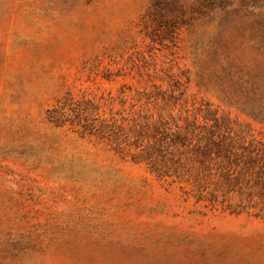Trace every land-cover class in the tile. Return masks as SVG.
<instances>
[{
    "label": "rangeland",
    "instance_id": "obj_1",
    "mask_svg": "<svg viewBox=\"0 0 264 264\" xmlns=\"http://www.w3.org/2000/svg\"><path fill=\"white\" fill-rule=\"evenodd\" d=\"M191 120L264 150V0H0V264H264L260 194L138 155Z\"/></svg>",
    "mask_w": 264,
    "mask_h": 264
},
{
    "label": "trees",
    "instance_id": "obj_2",
    "mask_svg": "<svg viewBox=\"0 0 264 264\" xmlns=\"http://www.w3.org/2000/svg\"><path fill=\"white\" fill-rule=\"evenodd\" d=\"M47 118L55 124L60 120L56 110H49ZM173 136L167 144L142 148L138 155L152 172L159 178H170L171 181H191L199 187L196 192L199 198L204 197V187L208 180H214L210 203L215 204L221 190V203H227L228 192H238L241 196H252L256 191L264 199V150L258 151L238 137L206 130L199 127L195 120L186 126H169ZM222 158L213 169L212 161ZM204 181V186L201 185ZM249 191V192H248ZM243 205V201L241 202ZM239 204V206H241ZM231 207V206H228ZM244 208H235L238 211Z\"/></svg>",
    "mask_w": 264,
    "mask_h": 264
}]
</instances>
